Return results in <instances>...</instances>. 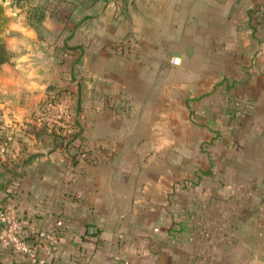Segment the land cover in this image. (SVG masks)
<instances>
[{
  "label": "crops",
  "instance_id": "crops-1",
  "mask_svg": "<svg viewBox=\"0 0 264 264\" xmlns=\"http://www.w3.org/2000/svg\"><path fill=\"white\" fill-rule=\"evenodd\" d=\"M0 3V213L59 234L0 264H264V0ZM63 89L93 160L34 119Z\"/></svg>",
  "mask_w": 264,
  "mask_h": 264
},
{
  "label": "built area",
  "instance_id": "built-area-1",
  "mask_svg": "<svg viewBox=\"0 0 264 264\" xmlns=\"http://www.w3.org/2000/svg\"><path fill=\"white\" fill-rule=\"evenodd\" d=\"M73 98L70 89L52 90L48 92L34 117L38 123L47 124L65 136L63 139L64 144L70 139L72 134L80 130L75 125L77 117L74 115L72 109ZM7 155L15 156V148L12 147L8 140L6 142L0 140V156L3 158ZM57 224L60 225L61 222L59 221ZM33 232L37 233L40 237L46 238L50 244L54 245L58 241L54 231L47 233L33 230ZM0 249L11 250L16 254H23L27 259H32L35 256L33 248L28 243L24 233L23 222L10 205L5 206L0 213Z\"/></svg>",
  "mask_w": 264,
  "mask_h": 264
},
{
  "label": "trees",
  "instance_id": "trees-1",
  "mask_svg": "<svg viewBox=\"0 0 264 264\" xmlns=\"http://www.w3.org/2000/svg\"><path fill=\"white\" fill-rule=\"evenodd\" d=\"M5 21H6V16L3 13V6L0 3V30L2 29ZM7 55H8L7 50H6V48H5V46H4L3 42H2V39L0 37V64L6 61ZM74 95L75 94H73V96ZM76 113H74L75 116H76ZM75 125L79 127L78 120H76ZM52 131H53L54 134H56L59 137H61L62 140L65 138V136H63L62 134L58 133L55 128H52ZM79 131L74 133V134H72L70 136V139L64 145L68 148V150H70L72 160H75L79 155H84V157L86 159L93 160L95 158L94 154L93 153L91 154V152L88 150L87 146H85L82 142L78 146H74L72 144L74 139L79 138ZM29 222H28V224L23 226V230H24L25 235L30 234V232L33 231V230H36V229L33 228L32 225H30ZM54 233L56 234L57 239L59 240L58 231L55 230Z\"/></svg>",
  "mask_w": 264,
  "mask_h": 264
},
{
  "label": "rangeland",
  "instance_id": "rangeland-1",
  "mask_svg": "<svg viewBox=\"0 0 264 264\" xmlns=\"http://www.w3.org/2000/svg\"><path fill=\"white\" fill-rule=\"evenodd\" d=\"M1 1H4V0H1ZM15 1H19V0H13V2H15ZM22 1H24V2H32V0H22ZM37 6V5H36ZM33 10V9H32ZM2 132V133H1ZM6 134H8V132H7V129L6 128H4V127H1L0 128V140L2 141V142H6L7 140H6Z\"/></svg>",
  "mask_w": 264,
  "mask_h": 264
},
{
  "label": "water",
  "instance_id": "water-1",
  "mask_svg": "<svg viewBox=\"0 0 264 264\" xmlns=\"http://www.w3.org/2000/svg\"><path fill=\"white\" fill-rule=\"evenodd\" d=\"M92 230V228H89V231H91Z\"/></svg>",
  "mask_w": 264,
  "mask_h": 264
}]
</instances>
